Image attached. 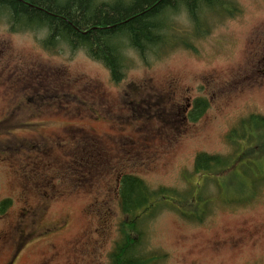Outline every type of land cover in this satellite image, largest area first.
I'll list each match as a JSON object with an SVG mask.
<instances>
[{"label": "rangeland", "instance_id": "rangeland-1", "mask_svg": "<svg viewBox=\"0 0 264 264\" xmlns=\"http://www.w3.org/2000/svg\"><path fill=\"white\" fill-rule=\"evenodd\" d=\"M234 1L241 14L198 40L196 52L179 48L146 64L131 52L120 84L85 50L51 53L41 44L45 31L11 33L0 22V123L11 128L0 134V202L12 201L0 217V264H110L121 219L113 199L117 172L184 192L197 179L198 153L229 154V130L251 114L264 116V0ZM142 86L137 101L151 103V122L132 125L129 101ZM198 98L210 106L188 122ZM157 105L163 109L154 117ZM85 134L106 142L116 162L93 184L72 188L64 175L82 167L84 148L100 143L82 141ZM20 142L29 144L26 154ZM207 183L215 204L204 222L164 210L144 226L148 250L167 255L165 264H264V186L255 200L238 195L228 203Z\"/></svg>", "mask_w": 264, "mask_h": 264}, {"label": "trees", "instance_id": "trees-1", "mask_svg": "<svg viewBox=\"0 0 264 264\" xmlns=\"http://www.w3.org/2000/svg\"><path fill=\"white\" fill-rule=\"evenodd\" d=\"M241 12L234 0H0V22L6 23L11 33L45 31L41 44L51 53L61 46L73 52L85 50L92 60L109 70L116 84L124 81L132 68L131 52L139 54L145 64L150 58L160 59L179 48L196 52L198 40ZM47 84V80L42 81V87ZM144 89H134L129 101L132 125L142 119L151 122V103L137 101L144 96ZM209 106L205 98L194 100L186 121L198 122ZM162 109L161 105L154 106L153 116H159ZM3 125L0 123V134L11 129ZM87 135L82 136V141L95 139ZM96 141L100 145L86 147L80 153L82 167L74 164L64 175L72 188L87 187L106 164L112 167L116 162V152L103 140ZM226 141L231 148L227 155L197 154L193 173L197 179L192 182V175L187 177V183L193 184L184 192L167 187L152 189L135 174L117 172L113 199L121 219L109 255L110 264H164V253L147 251L144 226L164 210H172L190 222H204L215 204L213 196L204 191L210 184L207 181L216 184L218 193L228 203L238 195L255 198L264 186V116L251 114L241 119L228 132ZM26 145L29 144L18 145L24 154ZM101 146L106 158L99 157ZM31 154L38 156L34 150ZM58 178L63 179L59 175ZM11 207L10 199L1 201L0 217ZM43 208L46 210V206ZM30 213L28 210L25 217Z\"/></svg>", "mask_w": 264, "mask_h": 264}, {"label": "bare ground", "instance_id": "bare-ground-1", "mask_svg": "<svg viewBox=\"0 0 264 264\" xmlns=\"http://www.w3.org/2000/svg\"><path fill=\"white\" fill-rule=\"evenodd\" d=\"M109 1H111V2H115V1H117V0H109Z\"/></svg>", "mask_w": 264, "mask_h": 264}]
</instances>
